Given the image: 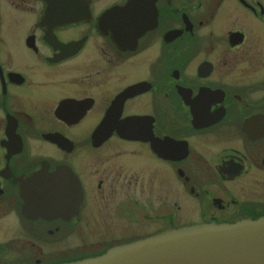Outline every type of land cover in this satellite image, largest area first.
I'll return each mask as SVG.
<instances>
[{"label": "flooded vegetation", "instance_id": "1", "mask_svg": "<svg viewBox=\"0 0 264 264\" xmlns=\"http://www.w3.org/2000/svg\"><path fill=\"white\" fill-rule=\"evenodd\" d=\"M260 217L264 0H0V264Z\"/></svg>", "mask_w": 264, "mask_h": 264}, {"label": "water", "instance_id": "2", "mask_svg": "<svg viewBox=\"0 0 264 264\" xmlns=\"http://www.w3.org/2000/svg\"><path fill=\"white\" fill-rule=\"evenodd\" d=\"M59 177L54 176L56 181ZM65 182L50 192L47 187L36 188L30 193L27 213L69 218L81 195L76 183L68 177ZM61 264H264V218L173 228Z\"/></svg>", "mask_w": 264, "mask_h": 264}, {"label": "rangeland", "instance_id": "3", "mask_svg": "<svg viewBox=\"0 0 264 264\" xmlns=\"http://www.w3.org/2000/svg\"><path fill=\"white\" fill-rule=\"evenodd\" d=\"M98 218H100V217H98ZM94 219H95V218H94ZM108 219L111 220L110 218H108ZM107 226H108L109 229H112V228L115 227V224H113V225H107ZM117 226H119V222H118ZM93 241H94V238H93V239H89V240H87L86 245L88 246V245L91 244ZM79 244H80V243H79V241H77V240L72 239V240L70 241V245H72V246H77V245H79Z\"/></svg>", "mask_w": 264, "mask_h": 264}]
</instances>
